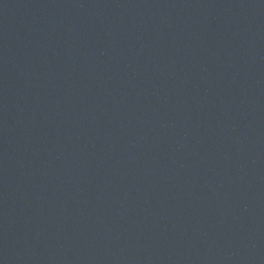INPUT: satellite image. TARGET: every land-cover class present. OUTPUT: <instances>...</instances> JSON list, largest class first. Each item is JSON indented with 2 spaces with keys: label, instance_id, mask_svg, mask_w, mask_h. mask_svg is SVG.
<instances>
[{
  "label": "water",
  "instance_id": "obj_1",
  "mask_svg": "<svg viewBox=\"0 0 264 264\" xmlns=\"http://www.w3.org/2000/svg\"><path fill=\"white\" fill-rule=\"evenodd\" d=\"M0 264H264V0H0Z\"/></svg>",
  "mask_w": 264,
  "mask_h": 264
}]
</instances>
